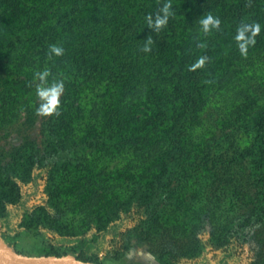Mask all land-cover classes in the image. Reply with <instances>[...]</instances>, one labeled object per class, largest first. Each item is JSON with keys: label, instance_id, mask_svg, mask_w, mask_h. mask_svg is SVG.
<instances>
[{"label": "rangeland", "instance_id": "obj_1", "mask_svg": "<svg viewBox=\"0 0 264 264\" xmlns=\"http://www.w3.org/2000/svg\"><path fill=\"white\" fill-rule=\"evenodd\" d=\"M193 1L190 15L181 14L187 0H6L0 5V239L15 251L83 253L95 264H264V219L243 240L229 241L232 222L252 215L261 195L246 161L234 168L247 187L246 203L237 215H220L223 189L231 184L227 172L235 164L212 139L232 136L231 114L210 113V107L198 111L185 138L176 141L183 150L170 165L169 185L160 192L149 186L166 166L174 119L192 113L187 97L170 95L180 78L175 71L180 67L185 78L203 57L188 86L200 96L227 70L257 58L255 39L238 40V31L227 28L207 41L200 21L220 17L224 8L215 0ZM165 4L166 23L149 27V16H163ZM258 4L253 26L264 30V0ZM53 45L63 51L50 54ZM81 50L87 57L80 67L91 73L75 79L82 72L76 68ZM51 58L61 62L54 70L44 67ZM121 62L134 67L120 74ZM247 66L236 81L252 92ZM44 72L42 81L38 73ZM132 76L142 79L145 89L125 113L119 81ZM54 82L63 84L59 104L44 113L37 89ZM160 82L168 94L157 100ZM149 92L154 103L144 101ZM224 95L217 91L211 104L225 106L230 98ZM58 124L77 127L64 135ZM101 149L107 150L105 157ZM102 168L106 174L100 176ZM55 184L62 186L58 195L52 193ZM217 217L226 225L222 235Z\"/></svg>", "mask_w": 264, "mask_h": 264}, {"label": "trees", "instance_id": "obj_2", "mask_svg": "<svg viewBox=\"0 0 264 264\" xmlns=\"http://www.w3.org/2000/svg\"><path fill=\"white\" fill-rule=\"evenodd\" d=\"M5 1L6 0H0V5ZM216 1L220 2L218 9L224 8L225 12L223 10L222 15L215 18L219 19L218 25L213 26V28L211 27V29L209 28L207 31H205V38L207 39V41L211 43L214 42L215 40H217L218 34L220 32H224V30H226L227 28L239 32L242 28L248 26L244 32V35H246V38L255 39L253 41L254 44L251 46L255 47L256 53L254 56H256L257 58L247 60L246 62H244L245 64H240V67H237L236 70L234 68L230 71L227 70L222 78H216V80L214 79L211 88L209 85L206 89L207 92H202L200 96L195 95V90L188 89V86L195 82V75H197L198 69L190 68L188 74L184 76L185 78H182L180 67L175 71V74L180 78H178L177 80L174 79V82L171 85L172 90L170 92V95L173 96L174 99H179V97H187L186 101L190 105L189 109H191H188V111H192V113L189 118L181 115L182 118H180L179 120L178 118L174 119V121H176L177 123L173 124L174 129L169 136L174 144H167L166 150L168 154L166 158V166L165 168H163L164 171L160 170V174L154 177V180L149 183V186L151 187V189H156L155 192H160L161 186L163 184L166 186L169 185L171 179L170 172L174 171L170 168V165L174 166L177 156L179 154L182 155L181 152L183 150L181 146L176 144V141H179L181 137L185 138L184 132L187 129L186 125L188 124L189 126L190 123H193L194 119L198 117V111L203 109L205 110V108L210 107V110H212L210 111V113L217 112L222 114V116L224 114L226 115V113L231 114L229 117L233 121L232 125L234 124L232 136L230 137L228 135L227 138L224 137L220 140L212 139V141L217 145L225 146L226 151L231 157L230 161L235 164V166H231V168L227 172L231 184H229V189L227 191L223 189L222 194L224 198V207L220 215L226 217H229L232 214L237 215V211L244 207V204L246 203L247 187L241 182L239 169L234 170L235 167L238 168V164L246 161L249 164L248 167L250 169V177L252 176L254 181L260 183L261 185V192H259L261 195L259 196L260 199L255 212L252 215H247L232 222L231 232L233 234L229 236V241L232 240V242L238 243L245 238V235L248 234L252 226L264 219V48H262L264 47V30L253 32V28L255 27L253 26V20H255L259 12L258 0H237L236 2H232L231 0H215V2ZM193 3V0H187V2H185L184 6L182 7L183 13L181 14L190 15V12L188 11L195 9L193 7ZM160 8H163V6H160ZM33 39L34 41H36L37 38L34 37ZM246 42L250 43L252 41L248 40ZM209 52L207 54L205 53L206 57L208 58L211 57ZM49 53L55 54L52 51V48H49ZM86 57L87 55H85V52H82V50L77 55V63L75 62L76 68L82 72H79L77 75H75V79H79V77L81 76L89 77L91 73L90 68H85L84 66V68L82 69L80 67L83 60H86ZM208 61L210 63L211 59L209 58ZM58 63L61 62H58L57 59L53 60V58H51L49 62L44 63V67L54 70L55 68H57ZM185 63L187 62L180 61V64L185 65ZM118 65L120 66V74L122 72L125 73V71H129L131 69V66L134 67V64H130V62H121ZM245 65H248L247 69H250L252 73V79L254 80L252 92H247L246 88L242 86L240 81H236V79H239V76H241L245 72L242 68ZM226 77L228 79H226ZM111 80L112 78L106 76L105 81L108 85L111 84ZM232 80L235 81V83L233 86H230L229 83L232 82ZM115 83L117 82H113V84ZM119 83H121L120 90H122L124 93L121 95L124 97L122 105L120 104V106L122 107L121 112L125 111V113H129L133 108V105L137 103L135 102V100L143 98L145 89L144 81L142 79L136 80V78L132 76L125 77V79L123 78V80L121 79ZM160 83L162 86L160 88L161 90L157 91L159 97L156 96L157 93L153 95V97H155L157 100L162 99V94L164 95V93H166V84H164V82ZM210 89H212L211 91L213 92H211ZM217 91H221L223 95H226H224V99L230 98V105L229 103H226L225 106H222L218 103L214 105L211 104V98L215 97ZM228 92L231 97L227 96ZM147 95L148 96H145L144 98V101L146 100L145 103H154L152 96H150L151 92H149V94ZM119 102L121 103L120 100ZM158 103L159 101H157L156 104L158 105ZM256 107H259L257 111H255ZM92 110H94V106L90 109V114L88 115L89 117L91 116ZM213 113L211 115H213ZM175 115L178 114L176 113ZM62 118L64 119L63 116ZM62 122H64V120H62ZM75 127H77L76 124L57 125L60 133L64 135H68L69 133H71L73 129H76ZM132 142L133 143L131 147H134L138 140L135 139ZM182 145H184V143H182ZM101 151V156L105 157V151L107 150L101 149ZM133 151H135V148H133ZM204 159H206V157H204ZM105 174L106 171L102 168L100 176ZM61 190L62 186L55 184L52 193H56L58 195ZM80 205L81 203L79 204V206ZM218 217L217 220L219 221ZM219 225L221 226L219 227L221 235L224 234V231L226 233V225L224 223H220V221L218 222L217 226ZM213 238L217 240L219 239L218 237L214 236ZM208 241L210 242V240ZM55 255H57V253ZM75 256L79 259L88 261V259L84 257L83 253H79Z\"/></svg>", "mask_w": 264, "mask_h": 264}, {"label": "clouds", "instance_id": "obj_3", "mask_svg": "<svg viewBox=\"0 0 264 264\" xmlns=\"http://www.w3.org/2000/svg\"><path fill=\"white\" fill-rule=\"evenodd\" d=\"M162 11L164 12V15L161 16L159 14H157L155 20H153L151 18V16H149L148 18V26L149 27H153L155 26V28H159L160 26L164 25L167 21V15L169 12V5L165 4ZM200 23L203 25L205 31L208 30L209 24H212L213 26H216L219 24V19H214L211 15H208L206 18H203ZM248 26H245V28H242L239 31V34L237 36L238 40H243L244 39V32L247 29ZM259 31V26L257 25L256 27L253 28V32H257ZM149 43H150V38H149ZM244 45L241 44V49L243 50ZM144 50L148 51V44L146 43L144 45ZM52 51H54L57 54H60L63 49L61 47L52 46ZM204 63V58L201 57L198 61L197 64L192 65L191 67H197L199 65H202ZM38 75L41 77V80H44V77L47 75V72L44 73H38ZM63 89V84L62 82H54L52 83L50 86H40L38 87L37 91H38V95L41 97L43 103L40 106V111L44 112V113H50L52 111L55 110L56 105L59 104V95L61 93Z\"/></svg>", "mask_w": 264, "mask_h": 264}, {"label": "water", "instance_id": "obj_4", "mask_svg": "<svg viewBox=\"0 0 264 264\" xmlns=\"http://www.w3.org/2000/svg\"><path fill=\"white\" fill-rule=\"evenodd\" d=\"M0 264H95L73 255L28 256L15 251L0 239Z\"/></svg>", "mask_w": 264, "mask_h": 264}]
</instances>
